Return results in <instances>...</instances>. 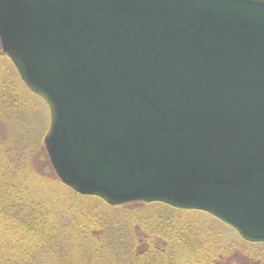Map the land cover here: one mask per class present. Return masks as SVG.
<instances>
[{
	"label": "water",
	"instance_id": "95a60500",
	"mask_svg": "<svg viewBox=\"0 0 264 264\" xmlns=\"http://www.w3.org/2000/svg\"><path fill=\"white\" fill-rule=\"evenodd\" d=\"M59 180L264 242V0H0Z\"/></svg>",
	"mask_w": 264,
	"mask_h": 264
},
{
	"label": "trees",
	"instance_id": "16d2710c",
	"mask_svg": "<svg viewBox=\"0 0 264 264\" xmlns=\"http://www.w3.org/2000/svg\"><path fill=\"white\" fill-rule=\"evenodd\" d=\"M12 67L15 78L0 72V264L241 263V245L234 251L198 228L203 214L225 224L204 211L160 201L111 205L64 185L42 143L47 120L38 141L30 133L45 102Z\"/></svg>",
	"mask_w": 264,
	"mask_h": 264
},
{
	"label": "rangeland",
	"instance_id": "374dc122",
	"mask_svg": "<svg viewBox=\"0 0 264 264\" xmlns=\"http://www.w3.org/2000/svg\"><path fill=\"white\" fill-rule=\"evenodd\" d=\"M10 62L11 61L9 57L2 51L1 45H0V72L2 74L7 75L8 77L12 76L9 78H15L13 76L14 73H13L12 63ZM44 108L46 111L45 113H41L43 110L36 109V111L38 112V117L36 118L34 122L35 126L32 125L31 127L30 133H31L32 138L35 141H38L39 139L38 137H39L40 129L41 127L43 128V125H44V119L47 120L45 129H44V134L48 128L50 115H49V110L46 104ZM34 127H35V130L32 131ZM48 169L49 168H47V170ZM189 218L193 221H196V218L194 216L190 215ZM202 218L203 220L199 221L200 223L198 225V228H200L201 230L209 229L210 232L215 235L214 237L215 239H213V241L218 240L220 243L222 242L223 245H227V244L232 245V248L234 251H236L237 247L241 245V263L237 261L236 259H234L231 264H259L256 262L257 259H260L261 261L264 260V243L256 244V245L244 244L242 238L239 236V234L236 231L233 230V228L227 226L226 224L222 225V224L217 223L216 221L213 220V218L209 217L207 214H203ZM1 225L3 224H0V226ZM238 236L241 238V240H239ZM223 263L224 261L221 264Z\"/></svg>",
	"mask_w": 264,
	"mask_h": 264
}]
</instances>
